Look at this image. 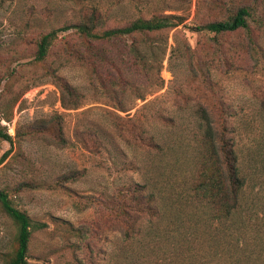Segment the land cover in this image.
Here are the masks:
<instances>
[{"label": "rangeland", "instance_id": "374dc122", "mask_svg": "<svg viewBox=\"0 0 264 264\" xmlns=\"http://www.w3.org/2000/svg\"><path fill=\"white\" fill-rule=\"evenodd\" d=\"M94 12L106 29L153 16L183 23L139 45L148 74L128 38L96 46L94 71L70 60L73 30L35 59L43 33ZM254 17L247 31L215 35L187 27L219 18L210 0H0V127L12 137L0 140V156L10 150L0 190L33 223L26 264H264V0ZM46 70L77 89L76 108L62 106ZM202 111L223 123L245 177L221 221L198 187ZM128 187L153 212L125 220L109 209ZM16 232L0 208V264Z\"/></svg>", "mask_w": 264, "mask_h": 264}, {"label": "trees", "instance_id": "16d2710c", "mask_svg": "<svg viewBox=\"0 0 264 264\" xmlns=\"http://www.w3.org/2000/svg\"><path fill=\"white\" fill-rule=\"evenodd\" d=\"M262 0H210V8L216 12L218 19L200 26H187L191 30L205 31L215 35L233 33L239 30H248L250 20L255 21L254 14L257 4ZM230 5V7H229ZM183 23L178 16H153L150 19L138 18L119 27L101 28L97 15L92 13L88 18L83 17L79 22L70 23L58 29H50L43 33L37 42V51L35 59L39 62L44 61L51 49L59 32L73 30L76 37L74 52H69L70 60L89 62V66H95L93 63V53L96 46L105 43L115 42L128 38L130 53L133 55L134 64L141 67L148 74L150 66L143 60L139 50V45L153 46L155 42L161 40L163 32L168 28H174ZM82 47V48H80ZM91 56H87L86 53ZM95 57H97L94 54ZM92 65V66H91ZM149 66V67H148ZM94 71V69L92 68ZM61 93V104L65 108H76L79 105L80 95L77 89L71 87L67 82L58 76L55 70H46ZM120 75L116 80V85L122 87L126 85ZM163 81H160L157 88L162 87ZM156 88V89H157ZM125 88L121 89L124 92ZM137 99H144L143 96H137ZM118 103H122L119 101ZM204 115V148L202 155L199 186L203 196L216 219L226 220L239 207L240 196L245 184V177L241 174L237 162V155L225 140L224 136L218 132V127H223V123L212 122L202 111ZM0 140L11 143L12 137L0 127ZM228 144V145H227ZM10 150H7L0 156V165L8 157ZM137 187L136 185H134ZM127 188L125 192H120L123 200L120 206L110 205L109 209L123 219L130 220L129 213L141 214L153 212L148 197L144 198L139 189ZM107 205V204H106ZM108 206V205H107ZM0 208L16 226V235L14 237L11 251L5 254L1 264H26L28 258V247L32 236L33 223L26 212L18 209L9 198L6 190H0Z\"/></svg>", "mask_w": 264, "mask_h": 264}]
</instances>
